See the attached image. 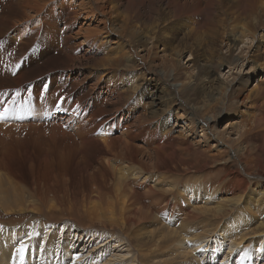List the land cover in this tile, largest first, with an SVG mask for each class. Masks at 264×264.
Returning <instances> with one entry per match:
<instances>
[{"label": "bare ground", "instance_id": "1", "mask_svg": "<svg viewBox=\"0 0 264 264\" xmlns=\"http://www.w3.org/2000/svg\"><path fill=\"white\" fill-rule=\"evenodd\" d=\"M223 1L70 0L69 5H66L64 0H0V112L5 107L9 109L8 114L0 119L4 138L19 134L25 125L21 123L26 122L30 133L44 131L36 123L53 121L60 118L58 115H63L66 108L72 109V114L63 116L65 121L70 122L68 128L63 126V130H77L88 149L85 152V146L75 148V144L65 142L69 148V158L63 162V172L69 182H75L77 176H87L89 166L99 169L104 178L110 176V162L113 163L112 167L123 168L110 187L98 181L97 189L93 191L83 187V181H80L76 185V192L68 195L46 188L23 187L13 174L0 170V210L4 211L0 212V215L3 214L0 217V264H38L40 254L39 264L68 262L71 247L64 242L57 248V233L49 236L44 247L38 244L42 229L45 231V228L53 226L59 231L64 230L65 240H73L79 232L81 237L105 235L109 241L110 238L115 241L123 239L121 242L130 247L133 256L125 261L122 257L121 264H198L200 257L192 255L191 246L187 243L210 237L211 233H217L216 237H232L226 251H223L227 257L232 251L240 256L243 247L250 243L256 244L250 252L245 248L243 251H248L253 261L257 262L260 254H264L262 190L253 194L251 199L252 210L263 206L261 212H207L211 209L199 206L194 212H176L175 223L178 220L182 223L180 227L172 226L176 227L172 229L157 227L151 214L176 207L179 200L175 196L179 197L180 192L201 195L210 193L204 186L213 189L220 187L214 195L228 194L240 200L245 196L250 177L253 184L259 187L264 184V155L263 162L260 161L264 113L260 111L259 117L252 121V129L259 137V144H255L253 152L252 147L245 150L240 148V133L236 134L237 139L231 141L229 129H218L220 133L211 129V123L221 110L232 113L228 111L227 104L239 101L237 93L247 92L244 97L250 104L264 106V35L261 33L264 30V0H231L228 6ZM96 14L102 18L103 29H98L99 26L83 28L80 25L75 30L80 19L89 16L90 19H96ZM36 16H39L36 27L21 32L20 26H26ZM80 29L84 32L87 48L82 47L83 42L75 41L74 34ZM176 30L184 31L185 43L181 45L180 41L179 46H170L167 42L173 36L171 31ZM157 44L163 51L160 53V67L151 66L157 55ZM239 44L242 46L239 47ZM185 51L189 54L191 65L188 67L191 69H180L183 74L180 88L191 86L190 90L195 92L206 73L209 72L211 76L213 65L228 67V77H224L225 81L222 80L223 84L219 85V99L210 103L208 113L203 110L198 116L194 109L188 113V104L182 99L178 100L177 95L168 94L164 101H170L173 110L178 111L174 116L172 112L156 113L153 109H156L154 97H157L153 96L150 103L152 109L147 112V105L142 101L144 83L148 78L143 81L144 72L153 69L150 73L159 81L153 86L154 94L178 90L174 85L163 84L166 80L163 78L161 81L160 78L164 74L162 70L177 73L181 68L180 57ZM122 59L125 60L124 65ZM237 59H242L240 64ZM82 64L83 67H79ZM159 68L162 69L156 72ZM252 81L254 85H251ZM45 85L49 90L46 94L44 89L39 91ZM26 86L34 91L27 90ZM54 95L61 98L52 103ZM172 119L174 123L171 125ZM58 128L57 125H51L49 129ZM195 132L209 133L208 141L214 144L203 143L199 139L197 145L194 142L188 144L187 140ZM147 134L151 137L156 135L162 144L159 139L157 145L150 142L148 145L154 150L144 153L136 141L146 140ZM223 136L240 150V153L233 154V166L223 176H206L201 181H195L194 178L200 175H189L173 177L166 182L165 175L172 174L175 166L169 167L155 159L164 153L161 149L171 153L185 151L186 157L194 155L195 158H207L201 166L196 167L199 169L211 166L215 161H223L224 155L228 158L223 149L214 147L226 145ZM25 142L21 154L31 156L29 164L33 166L29 168L27 164L31 186V178L37 180L39 172H45L47 178H51L45 166L51 154L45 150V140L39 136L25 138ZM197 147H202L204 152L222 150V154H200ZM59 148L61 144L55 142V150ZM144 154L147 161L143 158ZM79 156L83 160H79ZM168 158L177 159L178 166L183 165L182 157L178 154L174 153ZM209 159L211 164L208 165ZM85 162L89 165L87 170ZM69 166H77V176L69 174ZM187 168L193 169L194 164ZM99 176L97 180H100ZM180 184L186 187L180 188ZM183 200L185 203L193 201L192 198ZM53 211L63 212V216H55ZM11 212L24 217L22 224L14 223L16 216L11 219ZM248 213L252 219L250 228H246L247 223L230 222L242 221ZM30 216L32 219L28 223L26 219ZM218 218L228 221L221 229L216 224ZM238 230L247 234L244 240L241 239V232L237 234ZM22 232L30 234L29 239L21 240L27 245L23 260L17 252L21 242L14 243V239H18ZM183 235H187L190 242L180 241ZM172 243L176 246L165 252V248ZM215 244L220 249L221 242ZM10 251L17 255L11 254L7 258ZM226 258L222 259L221 264H227ZM262 262L264 264V257Z\"/></svg>", "mask_w": 264, "mask_h": 264}, {"label": "rangeland", "instance_id": "2", "mask_svg": "<svg viewBox=\"0 0 264 264\" xmlns=\"http://www.w3.org/2000/svg\"><path fill=\"white\" fill-rule=\"evenodd\" d=\"M64 1H65L66 5H69L70 0H64ZM79 1H85V0H79ZM223 2H224L225 6H228L231 3V0H224ZM38 17L39 16L34 17L32 19V21L29 22L26 26H24V25L20 26V31L25 32V31H29L31 29H34L36 27L35 23H36ZM90 17L91 16L86 17L84 19H80V22L78 23L75 30H77V28L80 25L83 26V28H85L86 26H90V27L94 26V28H95V26H99L98 29H100V28L103 29L102 28L103 26L101 25L102 24V21H101L102 18L98 14H96V17H97L96 19H90ZM183 32L184 31H182V30H176L175 32L171 31L173 36H171L170 38L172 39V37H173V39L172 40L169 39L167 43L170 46H174V45H178V43H180V41H181V45H183V43H185V41L183 39L185 37L184 36L185 33H183ZM261 33H262V35H264V30L261 31ZM179 36H181V37L179 38ZM74 37H75V41L77 43L83 42L81 44L82 47L87 48L85 46L84 32L82 29H80L78 31V33L74 34ZM170 41L171 42L173 41V43H171ZM131 46L135 47V45H133V44H131ZM238 46L241 47L242 45L239 44ZM155 50L157 51L156 56L158 57V59L156 56H154L153 62L151 63V66L156 65V66L160 67V65H161L160 61L162 60L160 55L163 53V51H161L162 47L157 44ZM143 54L144 53H142V55ZM145 58H147L146 55H145ZM189 58L190 57H189L188 52H186V51L183 52L182 56L180 57V61H179L181 68H179L177 70V73L168 72L169 73L168 74L167 72L162 70V72L164 74L161 75L160 79H161V81L163 80V78L166 80V82H162V83L165 85L169 84L170 86L174 85L175 88H178V90L172 91V92H167V94L162 92V91L154 94L153 93V86L156 85L157 82H159V81H157V77L155 78V76L150 73V71H153V69H150L149 71L144 72L143 81L147 77L148 78L145 80V83H144L145 84L144 85V91L145 92H144V96H143L142 101L147 105V108H148L147 112L152 109V107L150 106V103L152 101L153 96H156L157 98L154 97V102H155L154 108H156V109H153V110L158 114L162 113V112H164V114L172 112L173 115L175 116L176 113H178V111L176 112L175 110H173L172 106L170 105V101H169V103L164 101V99L168 98V94H169V96H172L175 94L178 96V98H179L178 100L182 99L183 101H185L188 104L187 105L188 113H190L191 109H194L195 112H198V114H199L198 116L201 115L200 113L203 110L206 111V113L209 112L210 103L215 102L220 97L219 85L221 86V84H223L222 80L225 81L224 77H226V78L228 77V74H229L228 73V67L227 66L226 67L225 66L219 67L217 65H213L212 70H211V76H210L209 72H207L206 76L202 78L203 82L201 81V83H200L202 86L200 84H198L199 85L198 88L195 89V92H193L190 90V88H192L191 86H181L182 89L179 86V84H181V81L183 78V74H181V72L185 69L186 70L191 69L188 67L191 65L190 62L188 61ZM122 61H123L122 65H124L125 60L122 59ZM130 61H132V60L130 59ZM241 61H242V59H237L238 64H240ZM182 62H183V64H182ZM79 67L82 68L83 64L79 65ZM160 69H162V68L156 69L155 71L156 72L160 71ZM234 71H236V70H234ZM219 78H220V80H219ZM207 81H213V82L207 83ZM219 81H221V82H219ZM251 85H254L253 81H252ZM251 85H250V87H252ZM26 88H27V90L34 91V90L30 89L29 86H26ZM40 89H44L45 94H46V91H49L47 88L45 89L44 86H41L39 88V91H40ZM237 94H238L237 99L239 101H236V103H228L227 104V106L229 108L228 111H230L232 113H228L227 111L221 110L220 113L218 114V117H215V121L211 123V129L216 130V131H218V129L222 130L224 127L227 130L229 129L230 130V131L228 130L229 139L231 141H233L234 139H237L236 134L240 133L242 135V137L240 138L241 139L240 148L242 150H245L248 147H252L251 152H253V148H254L255 144L256 145L259 144V137H257V132L252 129V121L254 119H256L257 117H259L260 111H262L264 113V106L261 104H259L258 106L257 105L253 106L252 104H250V102H248V100H246L244 97L245 94L247 95V92H244L243 94H241V93H237ZM54 96H55V99L52 101V103H54L57 98H61L60 96H57V95H54ZM47 97L50 98L49 96H47ZM63 104H64V99H63ZM157 108H159V109H157ZM63 111H64V114L58 115V116H60V118L55 119L53 121H50V120L49 121H41V122L37 121L38 123H36V124L41 129H44V131L37 130L34 133H30L28 131L27 122L21 123V124H25L24 129H21L19 134L13 135L11 137L4 138V136L0 130V170H1V172H4V173L8 172V173L13 174L15 177L18 178L20 184L23 187L25 185V186H27V188H35V189L46 188L48 191H54V190L55 191H61L67 195L76 192V185L79 184L80 181H83L82 182L83 187H89V190H93V191H96L97 186H98L97 185L98 181H103L105 186L110 187L113 184V182L115 181L118 172H121L123 170V168L121 166H119L118 168L112 167L111 166V164H113L112 162H110L108 164L109 169H110V176L108 178H104L102 172L99 169H96L93 166H89L87 162H85V170H87V166H89V172H87V176H77V166H69V174H73V176H77V180H75V182H69V178H67V176H65V172H63V170H65V168H63V162H65V160H67V158H69V148H67V146H65V142H71V144H75V148H81V146H85V152L87 151L88 146L83 142L81 134L77 130H74L73 128L70 129L69 132H65V130H63V126H65V128H68V125L70 123L69 120L65 121V118H63V116L66 114H72L73 110L72 109L69 110L68 108H66ZM238 119H243V121L238 120ZM241 121H242V123H241ZM173 123H174V120L172 119L171 125ZM15 124H19V123H15ZM31 124H35V123H31ZM178 124L182 125L183 123L178 122ZM51 125H57V126H59V128L58 129H49ZM0 127H1V125H0ZM196 128L199 129V127H196ZM208 135H209V133L202 134V132H195L189 137L187 142H188V144H190L191 142H194L195 145H197L196 141L199 139L198 141H201L203 143L208 142L210 144H214L213 141H208L209 140ZM37 136H39V138H41V140H45V150H47V152H49V154H51V156H49V160H47V162H45V166H47V170H49V174H51V178H47V174H45V172H39V178H37V180H35V178H31V180H33V184H31V186H29V180L30 179H29V174L27 173V164H29V160H31V156H23V154H21V148H25V144H27V142H25V138H37ZM160 136H161V134H159V137ZM77 138H79V140H81V142H79V140H77ZM145 138H146V140L140 139V140L136 141L137 144L142 147V150L144 151V153L154 150V148H152L148 144L150 142H154V144L157 145L156 141L159 139V138H156V135L151 137V136H149V134L145 135ZM167 139L168 138H166V140ZM222 140L226 145H224V146L218 145V146H214V147L223 149L224 152L227 154L228 158H225L226 156L224 155L223 161H215V163H213V165L202 167L199 169H197L196 167L201 166L204 163V161L207 160V158L205 159L204 157H200V156L195 158L194 155H188L189 157H186L185 151H182V152L176 151V152L171 153L168 150L161 149L164 151V153H160L155 159L160 160L161 163H163L164 165H168L169 167L175 166V170L174 171L171 170L172 174H166L165 175L166 176V182L168 183L173 177H186L189 175H200V176L194 178L195 181H201L206 176H215V177L223 176L225 174V171L230 166H233V154L240 153V150L235 144L226 140L224 138V136H223ZM23 142H25V144H23ZM55 142H59V144H61V148H59V150H55ZM159 143L162 144L161 139H159ZM21 144H23V146H21ZM262 148H263V152L260 155V157H261L260 161L261 162H263V155H264V140H262ZM197 152L200 154H206V155L222 154V150H220L219 152H216V151L204 152V149L202 147H197ZM174 153L178 154L179 156L182 157L181 161H182L183 165L178 166V164H176L177 159L169 160L168 157ZM143 158L145 159V161H147L145 154H144ZM189 158H190V160H189ZM79 160H83V157L79 156ZM207 162H208V165L211 164L210 159ZM151 164L152 163H150V166H151ZM191 164L192 165L194 164V168L188 169L187 167ZM31 166H33V164H29V168H31ZM247 167H249L248 164H247ZM250 169H253V168H250ZM99 174H100V176H99L100 180H97V177ZM250 179H252V178L250 177L248 180L249 185H248V189L245 192V196L240 200L236 199L235 196H230L228 194L214 195L216 193V191L219 190L220 187L213 189L210 186H204V188L206 190H208L210 193L201 194V195H191V194L185 195V194L180 192L179 197L175 196V198H177L179 200V202H177L176 207H174L172 209L165 208L161 212H151V214L153 215L154 220L156 222V226L157 227H170V229L180 227L181 223H182L181 220H178L175 223V221L177 219L176 215H175L176 212H194L195 209L199 206H204V207L210 208L211 210H209L207 212H239L241 210L244 212H261L263 206H259L258 209L252 210L251 199H252L253 194L257 193V191H259V190L264 191V184L259 187L255 184H253L250 181ZM150 183L155 184L153 181H150ZM157 185H158V187H160V184H157ZM55 186H59V188H55ZM183 187H186V186L180 184V188H183ZM188 198H192L193 201L185 203V201L183 199H188ZM0 212H4V211L0 210ZM53 212H55L54 213L55 216H63V212L62 213H58L59 211H53ZM244 212H240V213L243 214ZM9 214H12L11 219L13 216L17 215V214H13V212H11ZM2 215L3 214H1L0 217ZM73 215L77 216L74 213H73ZM207 215H210V214L207 213ZM31 219H32V216H30L26 220H28V223H30ZM83 219L85 220V218H83ZM84 220H82V221H84ZM14 221H15L14 223H19V224L21 223L22 224V222L24 221V217L16 216V219ZM236 221L240 224L247 223V227H246L247 229L251 227L252 219H251L250 213L246 214L245 219L242 221L233 220L230 222L235 223ZM7 222H8V224L9 223L11 224V222H9V221H7ZM227 222L228 221L224 220L223 218L216 219V224L219 225V227H218L219 229L224 227L227 224ZM0 226H2V224ZM172 226H176V227H172ZM46 231H48V232H46ZM41 232L42 233L39 234V240H38V244L39 245L41 244V247H44L46 245V241L48 240L50 235L56 234V233L57 234H56L55 246L57 248L61 247V245L64 242L69 244V246L71 247V257H70L69 261L68 262H65V261L62 262L61 261L60 264H72V263L77 264V262H79V264H121L122 260L125 261L127 258L133 256L130 247H128L127 244H125V242H121V240H123V239H118V241H119V243H118L117 240L115 241L112 238H110L111 240L109 241V239H107L108 237L105 235H98L96 237H93L92 235H88L87 237L82 235V237H81V233L79 232L76 236L74 235L73 240H65L64 230L61 229L59 231L58 228L55 226L50 227V228H45V231H43V229H42ZM240 232L242 233L241 239L244 240L246 238L247 234H244L243 231H241V230H238L237 234H239ZM211 234L212 235L210 237H201L198 240L192 241V242H190L188 240L187 235H183L180 237V241L185 242V243L190 242V244L187 243V245L191 246L192 255H195L196 258L200 257L198 259L199 260L198 264H221L222 259L227 257V255L224 254L223 251L224 250L226 251L225 248H226L228 242L231 241L232 237H228V238H224L223 236L222 237H216L217 233L216 234L211 233ZM26 238L29 239L30 234L29 233L25 234L24 232H22L18 239H16V240L14 239V243L15 244H16V242L20 243V242H22L21 240H23V241L27 240ZM209 241L211 243H205V242H209ZM218 241L221 242L220 249H218V246L215 244ZM134 243H136V242H134ZM208 244L210 246L208 248H205V246ZM255 244L256 243H250L247 245V247H243V250L248 249V251L250 252L251 247ZM175 246H176V244H173V243L168 245L165 248V252L171 250ZM116 248H118V249H116ZM243 250H241L240 256H237L236 252L232 251L231 254L229 255V257L226 258L227 264H249L250 262H252V264H262L263 263L262 259L264 257V254H260V257H259V259H257L258 261L256 262V261H253V257L251 258V255L248 256V253H249L248 251H246V253H245V251H243ZM243 253L246 255H244ZM11 254L17 255L16 252L10 251L7 258H9ZM209 254H213V255H209ZM41 256H42V254H40V256H38V258H37L38 264L41 260ZM74 256H75V258H74L75 260H73ZM1 257L3 259H6V257L2 254H1ZM121 258H122V260H121ZM71 260H73V262H71ZM54 261H56V259ZM202 261H203V263H201ZM53 264H55V262ZM143 264H150V263L144 262Z\"/></svg>", "mask_w": 264, "mask_h": 264}, {"label": "snow or ice", "instance_id": "3", "mask_svg": "<svg viewBox=\"0 0 264 264\" xmlns=\"http://www.w3.org/2000/svg\"><path fill=\"white\" fill-rule=\"evenodd\" d=\"M46 88H47V85H45V89ZM41 95H43V93H41ZM8 112H9V109L7 107H5L4 111L0 112V119H2L4 116H6L8 114ZM26 248H27V245L24 244L23 242H21L19 248L17 249V252L19 253L21 260H23V258H24V252H25Z\"/></svg>", "mask_w": 264, "mask_h": 264}]
</instances>
